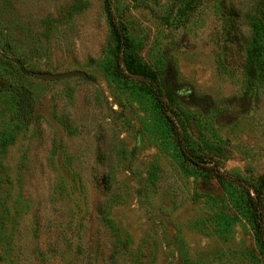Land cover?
Segmentation results:
<instances>
[{
    "label": "rangeland",
    "instance_id": "1",
    "mask_svg": "<svg viewBox=\"0 0 264 264\" xmlns=\"http://www.w3.org/2000/svg\"><path fill=\"white\" fill-rule=\"evenodd\" d=\"M260 4L112 0L174 91L186 147L249 181L264 177V85L243 69ZM114 42L102 0H0V264H264L238 189L183 158ZM14 56L89 77L38 78ZM10 80L32 92L26 127Z\"/></svg>",
    "mask_w": 264,
    "mask_h": 264
},
{
    "label": "trees",
    "instance_id": "2",
    "mask_svg": "<svg viewBox=\"0 0 264 264\" xmlns=\"http://www.w3.org/2000/svg\"><path fill=\"white\" fill-rule=\"evenodd\" d=\"M102 1L106 22L115 41L112 52L116 73L127 80L139 82L150 94L155 101L161 119L172 131L178 150L186 161L202 172L205 178L216 180L219 183L227 182L238 189L242 205L247 211L253 243L259 255L264 258V177L259 176L249 181L230 175L222 170L218 161L210 155L195 153L186 147L184 139L187 137V126L184 118L175 112L180 109L177 106L174 91L162 81L160 70L140 59L135 51V45L126 33L124 24L113 12L112 0ZM263 12L261 4L254 10L255 24H253L250 46L246 50L243 64L248 82L254 81L255 86L264 85ZM8 58L11 57L8 56ZM12 58L17 62L22 73H31V70L23 65L22 60L15 56ZM85 77L89 76L85 75ZM249 85L251 86V84ZM3 86L12 95V118L18 124L28 126L34 113V99L31 90L19 81L10 80ZM249 89H252V86Z\"/></svg>",
    "mask_w": 264,
    "mask_h": 264
},
{
    "label": "water",
    "instance_id": "3",
    "mask_svg": "<svg viewBox=\"0 0 264 264\" xmlns=\"http://www.w3.org/2000/svg\"><path fill=\"white\" fill-rule=\"evenodd\" d=\"M31 74L42 79H57L69 76H84L85 72L79 69H71L61 72L31 71Z\"/></svg>",
    "mask_w": 264,
    "mask_h": 264
}]
</instances>
